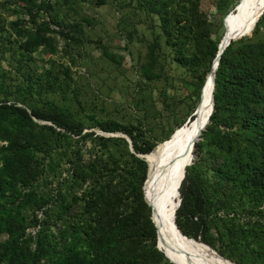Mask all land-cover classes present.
Returning a JSON list of instances; mask_svg holds the SVG:
<instances>
[{
	"label": "trees",
	"instance_id": "1",
	"mask_svg": "<svg viewBox=\"0 0 264 264\" xmlns=\"http://www.w3.org/2000/svg\"><path fill=\"white\" fill-rule=\"evenodd\" d=\"M95 1L102 5L104 0ZM159 1L150 0L148 9ZM187 1L177 0V20L166 17L162 4L155 11L176 63L191 71L199 66L205 69L199 74L195 96L199 104L218 42L209 38L205 19ZM228 14L222 19L223 27ZM263 19L255 23L250 38L242 37L235 45L229 42L214 71L213 108L194 148H214L210 168L216 180L207 183L201 176L202 161L195 162L185 168L172 195L177 203L178 190L174 224L180 235L193 240L199 236L197 242L234 264H264V37H258ZM142 71L149 77L146 68ZM23 75L25 92L17 91L21 106L0 101V235L6 237L0 241V264H170L155 248L156 228L144 200L145 157L184 124L156 145L142 139L140 129L146 118L141 117L135 126L113 121L99 124L104 132L126 137L130 151L124 138L81 134L82 124L64 107L49 103L38 109L26 103L27 91L40 90L41 84L28 71ZM50 79L45 80L48 88L54 84V78ZM86 137L101 149L87 164L81 162L77 145ZM112 146L118 149L110 152ZM61 164L67 166L70 189H83L79 197L72 193L68 204L79 202L75 214L63 218L67 209L58 206L55 220L63 227L54 234L49 230L52 207L46 208L50 198L38 193L35 185L46 172V179L53 178ZM120 176L124 192L116 189ZM37 211L43 219L30 237L25 231L32 219L37 223L31 216ZM240 211L259 221L240 224ZM216 243L227 245L228 256L221 254Z\"/></svg>",
	"mask_w": 264,
	"mask_h": 264
},
{
	"label": "rangeland",
	"instance_id": "2",
	"mask_svg": "<svg viewBox=\"0 0 264 264\" xmlns=\"http://www.w3.org/2000/svg\"><path fill=\"white\" fill-rule=\"evenodd\" d=\"M149 1L104 0L102 5H97L95 0H0V101L20 105L17 91L25 92L23 74L28 71L41 85L40 90L35 91L36 87H33L34 90L27 91L26 103L38 109L49 103L64 107L73 120L82 124L81 134L103 139L124 138L117 132L102 131L99 124L113 121L135 126L142 117L146 118L140 129L142 139L152 145L164 141L193 117L198 104L195 96L199 74L202 75L205 69L199 66L196 71H191L180 67L172 48L165 43L166 37L155 10L162 4L167 10L166 17L177 20V0H160L153 9H148ZM243 1L188 0L187 3L195 5L208 26L209 38L219 43L225 35L223 17L228 12L227 17L239 11ZM261 17L264 18V13L259 19ZM245 37L250 38L251 33ZM258 37H264L263 28ZM239 39L231 42L235 45ZM144 68L149 77L143 75ZM48 78H52L49 82L54 78L50 88L45 84ZM77 145L82 163H89L101 153L97 144L92 145L87 137ZM116 149L112 146L109 151ZM128 149L131 151L129 145ZM213 149L212 146H203L200 150L193 148V160L189 165L202 161L201 176L207 183L216 180L210 168ZM66 169L67 166L61 164L53 178L46 179L49 174L46 172L35 185L38 193L53 201L46 208L52 207L49 230L54 234L63 227L61 221L55 220L58 206L67 209L63 218L75 214L79 202L68 204L72 193L79 197L83 189H70ZM122 179V176L116 178L117 190L123 191ZM178 199L180 202L179 192ZM173 213L174 205L172 216ZM242 213L238 217L240 224L259 221L254 215ZM31 216L37 223L32 219L25 232L34 237L43 215L37 211ZM140 223L139 230L143 227ZM261 224L264 226V222ZM5 238L0 235V241ZM196 240L200 241V237ZM216 245L223 256H228L226 244Z\"/></svg>",
	"mask_w": 264,
	"mask_h": 264
},
{
	"label": "bare ground",
	"instance_id": "3",
	"mask_svg": "<svg viewBox=\"0 0 264 264\" xmlns=\"http://www.w3.org/2000/svg\"><path fill=\"white\" fill-rule=\"evenodd\" d=\"M241 1V0H240ZM264 0H244L241 8L224 20V37L221 45L226 46L230 41L248 36L264 13ZM240 35V36H238ZM213 61L211 70H214ZM212 76L206 77L202 96L195 112L196 120L191 121L176 130L168 141L146 155L145 161L148 165L146 176L144 200L151 208V220L156 228L157 247L163 254L169 256L173 264H232L220 257L202 242L182 237L173 224L172 210L176 207L175 198L172 200V190L183 171L193 160V143L198 136V126L203 124L208 117L212 102ZM177 184L175 186L176 190ZM174 201V203H173ZM170 248L183 250L188 259L178 253L171 254ZM186 256V257H187ZM228 263H226V262Z\"/></svg>",
	"mask_w": 264,
	"mask_h": 264
},
{
	"label": "water",
	"instance_id": "4",
	"mask_svg": "<svg viewBox=\"0 0 264 264\" xmlns=\"http://www.w3.org/2000/svg\"><path fill=\"white\" fill-rule=\"evenodd\" d=\"M263 11H264V10H263ZM238 36H240V35H238ZM219 43H220V42H219ZM219 43H218V45H217V53H216L214 59L212 60V62L215 61V65H216V66H217V62H218V59H219V55L222 53V51L224 50V48L229 44V43H228L226 46H224V45H221V44H219ZM216 66L214 67V70H211V68H210V70H209V72H208V73H211V76H212V84H213V80H214V71H215V69H216ZM204 83H205V80H204ZM204 83H203V86H202V88H201V90H200V97L202 96V90H203V87H204ZM198 107H199V106H198V104H197L196 109H195L194 114H193V119H192V122H191V123H193V122L196 120L195 112H196V110L198 109ZM212 108H213V101L211 102V108H210V112H209V114H208V117H209V115L211 114ZM208 117L206 118V121H205L203 124H201V125L198 126V132H197V134L200 135V133L204 130V128H205V126H206V124H207V122H208ZM189 121H190V119L187 120V122H189ZM187 122H186V123H187ZM186 123H185V124H186ZM124 138H125L127 144H128L129 147H130V142H129V140H128L126 137H124ZM194 140H195V142H197V141L199 140V137L196 136ZM195 142L193 143V148H194V144H195ZM138 157L140 158L141 155H139ZM183 172H184V171H183ZM183 176H184V174H182V176H181V180L183 179ZM180 182H181V181H180ZM179 185H180V183H179ZM179 185H178V187H179ZM177 196H178V190H177ZM178 205H179V199H177V203H176L175 210L177 209ZM175 210H174V212H175ZM173 224H174V213H173ZM174 226H175V224H174ZM175 228H176V226H175ZM204 245H205V244H204ZM205 246H207V245H205ZM207 247H208V246H207ZM155 248L160 252V250H159V248L157 247V245L155 246ZM208 248H209V247H208ZM209 249H210V248H209ZM210 250H211V249H210ZM177 251H178V253L184 255L185 258L188 259V256L186 255V252H183V250H175V249H171V248H170V253H171V254H177ZM160 253H161V252H160ZM214 253H215V252H214ZM161 254L163 255V257H164V258H165L170 264H173V262L170 260L169 256H166V255L163 254V253H161ZM186 256H187V257H186Z\"/></svg>",
	"mask_w": 264,
	"mask_h": 264
}]
</instances>
